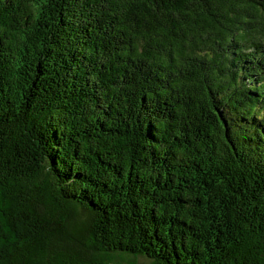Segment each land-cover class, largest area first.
I'll return each instance as SVG.
<instances>
[{"label":"trees","instance_id":"1","mask_svg":"<svg viewBox=\"0 0 264 264\" xmlns=\"http://www.w3.org/2000/svg\"><path fill=\"white\" fill-rule=\"evenodd\" d=\"M264 264V0H0V264Z\"/></svg>","mask_w":264,"mask_h":264},{"label":"rangeland","instance_id":"2","mask_svg":"<svg viewBox=\"0 0 264 264\" xmlns=\"http://www.w3.org/2000/svg\"><path fill=\"white\" fill-rule=\"evenodd\" d=\"M138 263L144 264V263H147V260L145 258L140 257V258H138Z\"/></svg>","mask_w":264,"mask_h":264}]
</instances>
